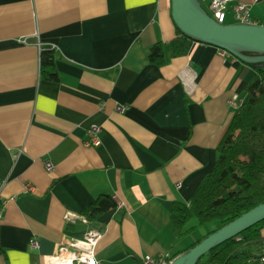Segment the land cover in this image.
I'll return each mask as SVG.
<instances>
[{
  "label": "crops",
  "instance_id": "crops-1",
  "mask_svg": "<svg viewBox=\"0 0 264 264\" xmlns=\"http://www.w3.org/2000/svg\"><path fill=\"white\" fill-rule=\"evenodd\" d=\"M242 1L264 25V0ZM177 36L172 0H0V264H44L77 237L67 225L89 229L66 213L84 216L101 195L117 206L97 221L99 264L169 259L202 237L175 227L173 207L190 205L233 117L256 103L255 69L198 42L151 64L148 50ZM42 50L57 82L41 77Z\"/></svg>",
  "mask_w": 264,
  "mask_h": 264
},
{
  "label": "trees",
  "instance_id": "trees-1",
  "mask_svg": "<svg viewBox=\"0 0 264 264\" xmlns=\"http://www.w3.org/2000/svg\"><path fill=\"white\" fill-rule=\"evenodd\" d=\"M193 43L192 39L178 30L177 38L169 43L155 44L148 50L147 57L151 64L162 67L173 59L186 56ZM55 62L53 50H42L43 79L52 82L59 80ZM250 66L255 69V73L248 81L246 91L258 92L256 103L249 108H241L233 117L218 147L216 166L190 205L178 202L173 207L171 220L175 227L185 230V235L195 231H201L203 235L190 248L170 257L169 262L198 245L216 230L264 203V68ZM116 206L111 196L98 197L83 211L89 221V229H96L98 219ZM194 218L197 224L185 229ZM211 225L215 229H211ZM263 229L264 220L211 250L197 264H260L264 256ZM65 232L77 237L84 234L73 233L71 224L66 226Z\"/></svg>",
  "mask_w": 264,
  "mask_h": 264
},
{
  "label": "water",
  "instance_id": "water-1",
  "mask_svg": "<svg viewBox=\"0 0 264 264\" xmlns=\"http://www.w3.org/2000/svg\"><path fill=\"white\" fill-rule=\"evenodd\" d=\"M172 18L180 32L194 42L215 46L240 61L264 68V25L220 24L201 0H172ZM264 220V203L206 237L168 264H197L211 250Z\"/></svg>",
  "mask_w": 264,
  "mask_h": 264
},
{
  "label": "built area",
  "instance_id": "built-area-1",
  "mask_svg": "<svg viewBox=\"0 0 264 264\" xmlns=\"http://www.w3.org/2000/svg\"><path fill=\"white\" fill-rule=\"evenodd\" d=\"M207 11L210 16L220 24L226 23L227 17L230 14L235 23H246L255 24L251 17L250 7L247 3L242 0H212L207 7ZM220 54L223 57L229 56L230 54L220 49ZM234 106L237 105L236 100L231 101ZM119 112H126L128 108L126 106L117 107ZM101 133V128L98 126H92L89 130V135L91 137V142L94 145L100 143L99 135ZM51 163H46V168L48 170L52 169ZM65 220L67 223H75L76 220H80L84 224H88L89 221L85 216L77 215L72 212H67L65 215ZM103 237V231L98 229H88L84 232L82 237H70L67 238L61 245L56 248H52L51 255L53 261L49 264H99L95 250L98 242ZM31 245L33 248L39 247V242L36 239L31 240ZM46 251L44 253H47ZM43 255V253H42ZM56 260V261H55ZM264 262V256L261 259ZM44 263V261H43ZM169 259L165 257L151 258L145 257L143 259V264H168Z\"/></svg>",
  "mask_w": 264,
  "mask_h": 264
},
{
  "label": "bare ground",
  "instance_id": "bare-ground-1",
  "mask_svg": "<svg viewBox=\"0 0 264 264\" xmlns=\"http://www.w3.org/2000/svg\"><path fill=\"white\" fill-rule=\"evenodd\" d=\"M51 253H52V251H49L47 253H43L42 257H43L44 264H49L50 261H53L54 260L53 257H52V255H51ZM62 264H65V263H62Z\"/></svg>",
  "mask_w": 264,
  "mask_h": 264
},
{
  "label": "rangeland",
  "instance_id": "rangeland-1",
  "mask_svg": "<svg viewBox=\"0 0 264 264\" xmlns=\"http://www.w3.org/2000/svg\"><path fill=\"white\" fill-rule=\"evenodd\" d=\"M233 23H235V22H234V20L231 18L230 14H229L225 24H233ZM256 93H257V96H258V92H256ZM210 228L211 229H215V227L212 226V225L210 226Z\"/></svg>",
  "mask_w": 264,
  "mask_h": 264
}]
</instances>
